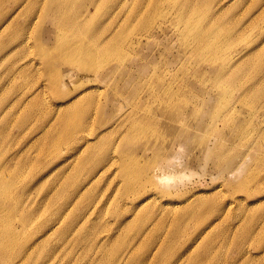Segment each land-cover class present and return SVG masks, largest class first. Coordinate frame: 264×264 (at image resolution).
I'll list each match as a JSON object with an SVG mask.
<instances>
[{
	"label": "rangeland",
	"instance_id": "obj_1",
	"mask_svg": "<svg viewBox=\"0 0 264 264\" xmlns=\"http://www.w3.org/2000/svg\"><path fill=\"white\" fill-rule=\"evenodd\" d=\"M90 1L95 9L82 17ZM149 1L159 5L148 12ZM181 1L185 0H0V194L6 201L0 202V232L8 237L7 247L0 246V264H113L115 255L126 249L120 264H264V163L259 161L264 140L253 143L249 134L258 127L256 117L264 121V0L194 2L207 23L214 20L234 33L233 56L250 54L235 79H225L222 86L193 75L204 67L201 59L185 52L181 37L172 34L175 15L168 9ZM141 9L147 20L144 29L155 26L156 36L154 46L141 45L142 52L177 58L170 71L162 65L158 80L153 78L156 74L151 78L156 71L151 66L144 76L133 74L131 86L121 77L101 81L93 64L80 68L73 57L62 58L54 37L45 48L58 59L60 79L38 57L34 34L42 24L54 26L55 16L64 18L61 26L66 32L69 20L79 21L76 36L83 40L100 26L117 33L128 14ZM128 25L123 36L145 35L134 18ZM160 25L166 35L158 32ZM246 40L249 48L242 51ZM159 83L171 85L176 101L191 108L201 93L215 96V102L227 97L219 94V87L230 94L256 89L250 90L239 111L241 129L221 133L224 147L207 155L197 137L175 141L173 146L181 149L172 164L164 149L173 141L154 109L160 97L151 98L144 90L145 85ZM112 84L120 88L119 98L109 100ZM76 94L81 96V109L74 110L70 125L66 107ZM86 110L90 121L84 124L81 115ZM134 118L140 124L132 131ZM120 120L126 125H118ZM99 122L106 125L100 128ZM217 125L221 128V121ZM128 129L133 135L123 137L118 150ZM87 131L98 132L93 136L98 142L91 140L86 146L72 140L74 134ZM207 138L213 146L218 135L208 132ZM259 142L262 146L256 149ZM124 148L132 156H123L122 161ZM90 154L92 162L81 159ZM130 159L157 165L156 177L175 179L150 185L139 178L128 190L121 164ZM100 160L104 161L95 164ZM79 162L88 166L79 171ZM67 185L71 202L62 207ZM22 246L29 248L24 258Z\"/></svg>",
	"mask_w": 264,
	"mask_h": 264
},
{
	"label": "bare ground",
	"instance_id": "obj_2",
	"mask_svg": "<svg viewBox=\"0 0 264 264\" xmlns=\"http://www.w3.org/2000/svg\"><path fill=\"white\" fill-rule=\"evenodd\" d=\"M194 2L195 0L181 1L176 5V7H170L168 9V12H171L173 16L175 15V24L173 25L172 34L181 37L182 46L185 52H189L190 54L192 53L201 59V65L204 67L196 68L192 72L193 75L199 78L203 83L206 81H212V84L216 86H222L225 79H235L239 69H243L244 63L248 62L250 54H246L238 58L236 55L233 56L232 49L236 42L234 33L224 31L220 24L214 20L207 23V16L200 10V8L194 5ZM158 5L159 3L157 1H149L146 6L148 7V12L150 8ZM94 9L95 2L90 1L86 8V12L82 14V17H85L86 14L89 16V14L94 11ZM142 9L133 15L131 13L128 14L126 20L119 25V31L117 33L116 31L112 32L109 27L103 29V26H100V30L95 35H92L89 39L83 40H80L76 36V30L80 25L79 21L69 20L68 24L70 25V29L66 32L61 26L64 24V18L59 17L57 19L55 16L56 23L54 26L49 27L42 24L37 28V31L34 34V40L39 47L38 57L39 59H42L48 67L54 68L52 70V74L60 79V72L55 68L58 59L52 56V54H54L53 51L47 50L45 48V46H49L51 37H54L58 51L63 53L60 54L62 58L66 60L69 57H73V59L77 60L76 62L80 64V68H82L85 64H93L95 67V73H98L97 75H99L101 81L104 79H114L116 77H121L126 85L131 86L133 83L131 82L132 75L138 72L144 76L151 66L156 69V71L151 74V78L156 74L153 78L158 80L162 65H166L169 69V66L171 68L176 65L177 58L163 57L162 59V54H160L159 57H154L153 52H149L147 54L142 52L140 49L142 47L141 45L148 43L149 46H154L156 43V36L155 34H152L155 26H147L146 30L143 27L147 20H145L144 14H142ZM96 13L102 15V12ZM132 18H134V20L138 23V26L142 28V30L145 32V35H134L130 38L129 33L125 36L122 35L124 31L129 29L128 22ZM50 19H52V16ZM86 29L87 31L90 29V35L93 27L90 25V27H86ZM146 31L150 33L149 39L146 37ZM42 32H45L48 36H44ZM158 32L166 35V29L161 25L158 27ZM247 42L248 41L246 40L244 44H247ZM248 48L249 45L247 44L242 48V51ZM65 49L67 51L63 52ZM134 53L135 56H130ZM122 62L124 64L119 65V63ZM89 67L91 66H88V68ZM141 78L142 77H139L140 80ZM112 85L114 86L110 88L109 100L116 99V97L119 98L118 90H120V88L118 85ZM255 89L256 88L253 87L250 90ZM144 90L149 92V94L152 96L151 98L160 97L161 102L158 103L154 109L157 112V121L161 126L164 127V133L168 135L173 141L171 145H168L164 149L167 151L165 159L172 164L177 163L181 149V147L177 148V145L173 146L175 141H182L183 139H188L189 137H197L199 143L201 144L200 147L207 155H211L212 150L215 148L221 149L224 147L226 144L224 137L221 136V133H224L225 131L232 133L235 130L237 131L241 129L243 120L241 119L239 111L242 105L247 101L250 92L248 89L241 88L237 90V93L233 91L230 94L229 89L219 87L218 92L220 95H229L225 98L222 97L219 102H215V96L211 95L210 93L209 96L208 93H201L196 96V104L191 108L185 103L176 101V92L171 87V85L164 86L162 83H159L158 85H151L150 87L149 85H145ZM144 97H147V95L145 94ZM234 99L236 100L234 104H232L231 101ZM80 100L81 96H77L76 94L67 102L66 108L68 109L66 111L65 119L67 124L71 125L73 124V121H75L76 114L74 110L80 111ZM220 102H222V104L219 105ZM247 110L250 114H254V110L251 106H247ZM81 119L84 124H86V121H90V116H87V110L82 113ZM135 119L136 118L132 120L130 127L132 128V131L133 127L135 128L140 124L139 122L134 121ZM255 119L258 121V127L257 129L251 130L249 133L251 134L253 143H255V141L258 139H260V141L264 140V121L261 122L259 117H256ZM209 120L210 123L208 122ZM217 121H221V128L218 127ZM117 124L122 127L126 125L125 121L123 120L118 121ZM102 125L103 123L99 122L98 126H100V128H103ZM173 129L180 130L176 133ZM131 130L128 129V131H126L127 133L122 136L117 147L118 150L123 137H131L133 135ZM215 131L218 135V140L212 146L208 144V138L206 141L204 140V137L208 132L212 133ZM99 135L100 134H98V132H78L76 135H73L72 140L75 137V139H78L87 146L91 140L98 142V140L93 136L98 137ZM149 135L155 136L157 133L149 132ZM68 138L67 140L70 141ZM168 142H171V140L169 139ZM260 146H262V144L259 142V145L256 149H259ZM91 155L92 154L88 155L87 158L81 159L86 162H92L91 159L93 156L91 157ZM128 155L132 156L130 153H128L127 148H124L122 149V152L119 156L123 161V156ZM106 158L104 160H106ZM113 158L116 157H111V159ZM108 159L109 157L107 160ZM104 160H100L95 164L102 163ZM259 161L264 163V157H260ZM87 166V163L79 162L78 170L81 171ZM156 168L157 165L150 164L147 161H145L143 164H137L135 160L130 159L129 161H124L121 164V176L123 181L128 186V190L133 188L131 186L139 178H141L146 184L150 185L157 183L158 181L170 182L175 179L171 175H160L156 177L154 175ZM254 177L255 174L253 173L252 178ZM4 178L5 177L2 174V179L4 180ZM69 188L70 186L67 185L64 189L65 198L63 199L62 207H68L70 205L71 201H69L68 197ZM0 202L6 204V201L1 194ZM24 216L25 214H23L22 218ZM24 222L28 223L29 218L25 216ZM6 238L8 237L4 233L0 232V246L2 248H6L8 245V240ZM21 250L23 251L21 255H24V258L27 256L29 248L22 246ZM126 250L121 252L119 256L115 255V258L117 259L113 264H120L123 261V258L127 253ZM105 264H112V262L106 261ZM123 264H125V262H123Z\"/></svg>",
	"mask_w": 264,
	"mask_h": 264
}]
</instances>
